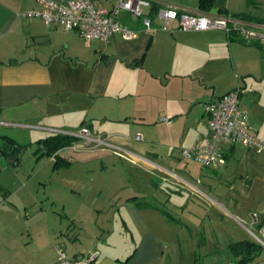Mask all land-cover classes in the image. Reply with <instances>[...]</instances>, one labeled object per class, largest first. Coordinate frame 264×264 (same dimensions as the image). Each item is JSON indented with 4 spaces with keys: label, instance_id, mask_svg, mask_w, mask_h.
<instances>
[{
    "label": "crops",
    "instance_id": "1",
    "mask_svg": "<svg viewBox=\"0 0 264 264\" xmlns=\"http://www.w3.org/2000/svg\"><path fill=\"white\" fill-rule=\"evenodd\" d=\"M92 1L110 9L117 0ZM148 1L191 14H228L247 25L264 24L237 16L251 12L264 19V3ZM38 8L36 0H0V137L18 144L33 141L52 173L78 167L100 174L116 155L64 146L48 155L39 142L51 134L50 128L85 125L112 134V143L149 158L159 169L150 173L124 161L125 179L49 178L41 182L42 195L0 189L6 197L0 206V264H53L56 245L69 257L97 250L92 264H240L231 255L219 260L217 244L195 234L219 227L224 214L231 215L229 209L234 218L264 225V208H248L264 185V151L220 142L225 162L211 168L182 158L180 149L208 134L206 103L236 86L244 88L242 105L261 137L264 119L254 109L264 100V45L228 37L220 29L180 30L175 21L162 29L153 14L154 29L146 30L142 17L126 10L116 17L136 30L137 37L125 40L115 33L103 43L84 39L75 30L47 27L40 17L27 14ZM143 9L150 15V8ZM136 133L143 139H135ZM56 159L66 165L55 166ZM163 169L199 181L216 203L178 188ZM129 184L141 188L124 193ZM259 199L264 204V196Z\"/></svg>",
    "mask_w": 264,
    "mask_h": 264
},
{
    "label": "built area",
    "instance_id": "2",
    "mask_svg": "<svg viewBox=\"0 0 264 264\" xmlns=\"http://www.w3.org/2000/svg\"><path fill=\"white\" fill-rule=\"evenodd\" d=\"M39 8L36 11L27 12L29 15L40 17L47 27H58L62 30H75L87 40H98L107 43L115 33L125 40L137 37L136 30L128 28L116 17L120 10H126L131 14L142 17L146 30L152 27L151 15L144 12V7L151 8L148 0H117L107 9L95 4L92 0H36ZM153 16L161 22L160 27L167 29L173 21L177 28L184 31L220 29L227 36H235L245 43L264 45V24L247 25L228 14L194 13L176 6L157 5ZM244 88L236 86L228 93L219 98L212 99L205 105V115L209 132L207 135L197 137L195 142L180 149L182 158L192 159L203 167L217 168L225 162L220 142L227 144L239 143L254 152L264 151V139L259 137L250 125L248 110L241 103V95ZM161 120L169 122L167 117ZM51 133L68 136L71 138L65 148L74 151L104 150L116 155L125 162L137 165L147 172L154 173L159 166L149 158L135 151L119 147L111 142L112 134L95 131L88 126L80 125L72 129L50 128ZM135 139L142 140L141 134L136 133ZM166 175L175 179L177 186L186 188L191 194L203 199L216 201L197 185L199 181H188L172 170L163 169ZM165 179V178H164ZM6 197L0 194V204L5 202ZM264 235V225L258 229ZM252 233V232H251ZM252 235L256 242L264 245V240L255 233ZM56 258L53 264H92L98 257L99 252L95 249L85 253L69 257L61 245H56Z\"/></svg>",
    "mask_w": 264,
    "mask_h": 264
},
{
    "label": "rangeland",
    "instance_id": "3",
    "mask_svg": "<svg viewBox=\"0 0 264 264\" xmlns=\"http://www.w3.org/2000/svg\"><path fill=\"white\" fill-rule=\"evenodd\" d=\"M262 13H264V6H262ZM243 96V95H242ZM243 98H241L242 103ZM262 107H264V100H262ZM259 107L256 111V114L259 118L264 119V108ZM248 110V109H247ZM249 112V110H248ZM254 113V112H253ZM255 114V113H254ZM18 129V128H17ZM18 131V130H17ZM261 137L264 138V131L261 133ZM23 140V137L20 138ZM5 143L0 142V148H5ZM20 144L23 146V150L19 155V162L16 166H12L6 159L5 155L0 152V189L2 191H9L11 193H17L20 190V193H28V191L32 193H37L39 195H42L43 193V186L41 182H44V180H48L49 178L52 179V182L62 179V178H77L83 179L84 177H103V178H112V179H125L127 178L125 168H123L124 161L116 156H113L114 162L113 164L109 165L107 164L106 169H99L101 170L100 174H95L92 171H85L84 168H67V167H61L65 166L66 164L61 163L57 167H61V169H56L54 173L51 172V164L46 163V156L42 154L40 149H37V145L32 141H21ZM47 165H46V164ZM99 161H95V164L98 165ZM114 165V166H112ZM174 172V171H173ZM264 172V170H262ZM192 182L196 181L191 180ZM198 187L200 189H204L200 183H197ZM125 187L123 189L124 193L130 192L131 189L138 190L141 188L140 186H137L135 184H129V186H123ZM144 187H142L143 189ZM178 188L190 192L186 188H181L178 186ZM141 189V190H142ZM260 194L257 197V191L254 193V202L251 200L248 203V208L251 210H254L256 212H259L262 208H264V204L259 205V197L264 196V185L260 187ZM128 191V192H126ZM204 191L210 196L214 197V195L210 192L204 189ZM187 193V194H188ZM2 194V193H0ZM203 199V198H200ZM206 202H209V204H214L211 202L210 199H203ZM2 203L0 204V206ZM164 205V204H162ZM205 207H207L205 205ZM164 209L168 210V212H171L176 218H179V215H176L169 209L167 205L163 206ZM223 211V210H222ZM61 212V211H60ZM231 213V215H234L235 213L232 212L230 209L228 211ZM229 215L228 213H225L223 216L222 224L217 227L214 225V227H206L204 231H202L201 234H195L196 237L200 239H205L209 244L215 245L217 244V248H220L218 251L214 252L215 254H218L219 260H222V258H227L228 255H231V252L228 248L223 249L222 247L226 245L228 242H233L234 240H238L241 238H245L247 240L256 241V238L252 235V233H255L258 237H260L262 240H264V235L260 233L258 230L259 227L255 224L250 223V220L245 218H234L233 216ZM260 215V214H259ZM212 220V219H209ZM180 228L179 226L177 227ZM195 229V228H194ZM193 229V230H194ZM196 230V229H195ZM252 232V233H251ZM228 245V244H227ZM264 247V245H262ZM264 249V248H262ZM232 256V255H231ZM251 260H253L251 262ZM251 260L245 262L244 264H264V252L260 253L258 252L257 255L252 258ZM227 261V260H226ZM226 264H233V262H227ZM242 264V263H240Z\"/></svg>",
    "mask_w": 264,
    "mask_h": 264
},
{
    "label": "trees",
    "instance_id": "4",
    "mask_svg": "<svg viewBox=\"0 0 264 264\" xmlns=\"http://www.w3.org/2000/svg\"><path fill=\"white\" fill-rule=\"evenodd\" d=\"M248 6H258L259 3H264V0H247ZM156 5L151 4L150 8V15H152L156 9ZM237 16H239L241 19L244 20H264L262 18H256L254 15L251 14V12H244L240 13ZM0 138L6 139L5 148L0 150L4 153V155L7 158L8 151L10 150L11 146L15 144L16 142L7 136H2ZM71 141V138L68 136H63L60 134L51 133L49 136H47L45 139L39 140L41 142L42 148L45 149V153L48 155H52L56 150L61 148L62 146H65L69 144ZM47 145V146H46ZM63 163L59 159L55 160L54 165L58 166V164ZM264 247L256 241L242 239L236 242H232L228 245V249L231 252V255L233 257L239 258L240 263L244 264L245 262L251 260L254 258L257 253Z\"/></svg>",
    "mask_w": 264,
    "mask_h": 264
},
{
    "label": "water",
    "instance_id": "5",
    "mask_svg": "<svg viewBox=\"0 0 264 264\" xmlns=\"http://www.w3.org/2000/svg\"><path fill=\"white\" fill-rule=\"evenodd\" d=\"M23 150V146L18 143H15L11 146L10 150L8 151L7 161L12 165L16 166L19 162V155Z\"/></svg>",
    "mask_w": 264,
    "mask_h": 264
}]
</instances>
